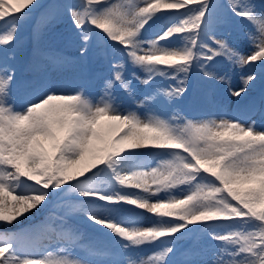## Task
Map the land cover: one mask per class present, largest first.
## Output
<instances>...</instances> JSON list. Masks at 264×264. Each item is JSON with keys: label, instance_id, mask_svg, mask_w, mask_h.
I'll use <instances>...</instances> for the list:
<instances>
[{"label": "snow or ice", "instance_id": "1", "mask_svg": "<svg viewBox=\"0 0 264 264\" xmlns=\"http://www.w3.org/2000/svg\"><path fill=\"white\" fill-rule=\"evenodd\" d=\"M39 7L38 0H0V226L47 208L53 196L62 211L28 232L0 231V264H264V95L236 116L190 117L153 107L172 109L183 100L194 72L212 90L205 94L208 103L217 84L231 96H247L264 79V0L52 5L40 18L37 38L43 27L66 16L79 41L73 61L87 62L94 40L105 57L119 48L111 53L98 95L84 88L57 93L40 82L18 104L17 34ZM165 14V24L145 35ZM233 17L252 25L247 55L220 31ZM35 56L36 73L43 72V61L61 65L70 59L39 50ZM218 57L241 70L239 87L216 70ZM158 77L173 83L153 87ZM133 81L150 91L137 99ZM120 92L134 106L126 107ZM200 102L194 92L191 106ZM141 150L153 160L143 159ZM145 213L151 223L140 219ZM78 216L106 229L111 243L85 240L71 223ZM201 226L213 246L181 252L177 236ZM145 245L155 248L135 254ZM178 252L185 258L171 259Z\"/></svg>", "mask_w": 264, "mask_h": 264}, {"label": "rangeland", "instance_id": "2", "mask_svg": "<svg viewBox=\"0 0 264 264\" xmlns=\"http://www.w3.org/2000/svg\"><path fill=\"white\" fill-rule=\"evenodd\" d=\"M65 2H67V0H38V3L41 5V7H39L28 20L21 24L20 31L17 34L18 47L15 49L17 76L16 84L13 87V99L16 100L18 104L27 100L32 87L40 82H43L51 91L63 94H71L79 88H84L90 95L95 96L98 95L101 90L104 75H102L101 78L93 85L85 84L84 78L79 80L76 78V74L78 75L82 73V65L81 63L77 62L74 63V61L70 58V56L77 54L79 41L76 34L74 36L71 35L75 33V29L71 26V21L69 19H65L64 16L57 18L46 27H43L40 31L39 38H37L36 28L41 16L48 13L51 10L52 5L62 4ZM214 2L222 4L224 3V0H214ZM255 2L259 3V0H255ZM166 20L167 14L157 19L155 24L152 25V28H150L148 32L145 33V35H150L152 32L160 29L161 26L165 24ZM250 30H252V25L239 17H233L229 19L220 27V31L226 33L230 38V42L235 47L244 52L245 55L249 54L252 50L249 46L247 35ZM28 33L30 34L28 35ZM176 39H178V37H176ZM100 43H103V41ZM95 45L96 44L92 46L91 51H97V55H99L98 53L101 51V49L97 48ZM36 50H39L41 53L60 52L70 59L61 65H52L47 61H43L45 65L43 72L36 73L32 70L33 62L36 59ZM104 67H106V59L101 58L100 63L95 64V66L92 67V70L86 74V76L92 75L95 70H99L100 68ZM215 68L221 74L226 72L229 76H231L233 86L239 87V77L241 75V70L239 68H233L232 65H230L223 57H218L216 59ZM132 70L137 71L138 69ZM244 71L247 72V69ZM135 82L136 81H133V87L136 91V98L140 99L142 98V94L144 92L150 91V88H146L144 86L143 90L141 89L143 88V85L139 86V88H135V86H138L135 84ZM171 83H173V81L159 77L154 82L153 87H163ZM263 90L264 79H257L254 85L249 89L247 96L237 98L231 96L227 92V89L224 85L217 84L214 88V102L208 103L205 99V94L212 90L209 88L207 82L199 79L194 72L190 80L189 91L185 98L180 101V103L181 106L184 105L182 109L183 113L185 108L190 110V115L184 113L190 117L196 116L193 114L194 111H200L202 113L204 112V109L200 107L201 104L213 112L215 109L216 111L219 110L223 111L224 113H227L228 110L229 113L235 112L239 114L240 111L251 101H256L258 103L260 101L261 95L263 94ZM194 92L201 101L195 108H193L190 104ZM120 98L126 107H130L132 104H134L125 103L130 98H128L122 92L120 93ZM153 107L166 113L175 110L174 108L169 109V107L164 104L153 105ZM179 110H181V107ZM141 111H143V109H141ZM253 118L256 119L258 124L261 122V117L259 115H256ZM141 152L143 153V159L147 161L153 160L152 154L146 155L148 154V150H141ZM50 200L51 202L48 204L47 208L41 209L38 212L33 211L30 216L22 218L20 223H14L18 224V227L15 231L9 229L3 230L4 228H0V231L23 233L33 230L35 226L41 225L42 222L45 221V217L51 216L54 212L62 211V209L57 208L58 197L53 196L50 198ZM140 219L145 224H147L152 222L153 217L149 214H145L143 217H140ZM57 223L59 222L57 221ZM71 223H73L75 227L79 229L85 240H94L102 245L111 243V239L107 236V230L103 229L99 225L93 224L86 217L78 216L76 219L71 221ZM43 243H49L46 237L43 238ZM213 244L214 242L209 238L202 226L195 234H186L183 239H180L179 235L177 236V247L181 250V252L184 250L207 249L212 247ZM154 248L155 245H145L142 248L136 249L134 251L137 255L146 256L150 254ZM181 252H178L175 256L171 257V259L176 261L184 259L185 257L181 255ZM78 254L84 255L82 251H78Z\"/></svg>", "mask_w": 264, "mask_h": 264}, {"label": "trees", "instance_id": "3", "mask_svg": "<svg viewBox=\"0 0 264 264\" xmlns=\"http://www.w3.org/2000/svg\"><path fill=\"white\" fill-rule=\"evenodd\" d=\"M2 226H0V228H1ZM7 227H10V228H15L16 227V224H12V225H10V226H7ZM4 228V227H3Z\"/></svg>", "mask_w": 264, "mask_h": 264}]
</instances>
